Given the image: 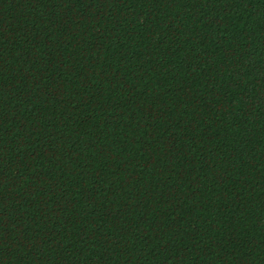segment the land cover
Masks as SVG:
<instances>
[{"label": "trees", "instance_id": "1", "mask_svg": "<svg viewBox=\"0 0 264 264\" xmlns=\"http://www.w3.org/2000/svg\"><path fill=\"white\" fill-rule=\"evenodd\" d=\"M0 264H264V0H0Z\"/></svg>", "mask_w": 264, "mask_h": 264}]
</instances>
